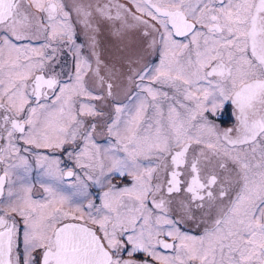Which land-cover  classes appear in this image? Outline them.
Masks as SVG:
<instances>
[{"label": "snow or ice", "instance_id": "snow-or-ice-1", "mask_svg": "<svg viewBox=\"0 0 264 264\" xmlns=\"http://www.w3.org/2000/svg\"><path fill=\"white\" fill-rule=\"evenodd\" d=\"M0 264H264V0H0Z\"/></svg>", "mask_w": 264, "mask_h": 264}, {"label": "flooded vegetation", "instance_id": "flooded-vegetation-1", "mask_svg": "<svg viewBox=\"0 0 264 264\" xmlns=\"http://www.w3.org/2000/svg\"><path fill=\"white\" fill-rule=\"evenodd\" d=\"M119 2L128 3V0H119ZM99 29L100 31H99V35L97 39L99 40V47L101 49L100 52L102 53V59H104L105 62H113L112 60L113 57H115L116 60L118 59L117 55L115 54L116 48L120 50L122 54V50H124L125 45H130L131 46L130 50L140 49L143 47L141 35L138 31H129L122 38H117L111 33V29L108 24L101 23L99 25ZM76 35L78 38L77 41L80 42L83 40V37L81 34H78L76 32ZM104 43L108 49L105 47ZM105 51H108V52L105 53ZM70 58H71V55L67 52L61 53L59 56V62H60V65L63 67L64 71H66L67 69H70L69 64H68V61ZM144 61H151L152 64H158L159 56L156 54H153L150 56L147 54H144L143 60L141 62L143 63ZM235 118H236L235 108L232 105V103L228 101V102H225V104L218 110L214 119H215V123L217 124V126L221 130H223L226 127H233L236 123ZM88 119L92 121L90 118ZM47 151H52V150H47ZM57 154H59L58 151H57ZM60 159L62 160V162L64 163L66 167H71L73 164L72 161H68L66 153L63 156H61ZM184 228L186 231H190L193 234H198L197 229L191 223L184 225Z\"/></svg>", "mask_w": 264, "mask_h": 264}, {"label": "rangeland", "instance_id": "rangeland-1", "mask_svg": "<svg viewBox=\"0 0 264 264\" xmlns=\"http://www.w3.org/2000/svg\"><path fill=\"white\" fill-rule=\"evenodd\" d=\"M77 33L78 34H81L82 35V37H83V39H84V33L83 32H81L80 31V29H79V27H77ZM111 33H112V31H111ZM116 37V36H115ZM83 41V40H82ZM82 41H80V42H82ZM78 43H79V41H77ZM104 42V41H103ZM104 45H105V43H104ZM105 47H106V45H105ZM107 48V47H106ZM108 49V48H107ZM101 49H100V47H99V51H100ZM106 52H108V51H105V53ZM114 53V52H113ZM115 54L117 55V58L121 55V52H120V50H118L117 48H116V52H115ZM105 56H106V54H105ZM112 60L113 61H116V58L115 57H113L112 58ZM72 70V68L70 67V69H67L65 72H68V71H71ZM123 91H124V89L122 88V90H121V94H123ZM103 109H104V113L105 114H107V111H108V104H107V101H105V102H103ZM93 122H94V118H90ZM100 136H102V135H98V137H100ZM101 145H106L107 144V139L106 138H103L102 140H100V141H98ZM38 172L37 171H33V173H32V177H33V179H34V181H35V178L36 177H38ZM114 183H117V182H120L119 181V178H117L116 180H114L113 181ZM35 185H38L39 186V184L38 183H35ZM93 187H96V186H93ZM39 187H37L36 189H34V194L38 197L39 195H41V194H38L36 191H37V189H38ZM99 188V187H98ZM99 190H100V193H101V191H102V189H100L99 188ZM100 193H99V195H100Z\"/></svg>", "mask_w": 264, "mask_h": 264}]
</instances>
